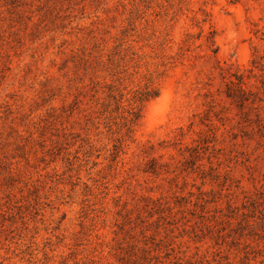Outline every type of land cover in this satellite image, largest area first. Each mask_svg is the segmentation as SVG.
Wrapping results in <instances>:
<instances>
[{"label":"rangeland","instance_id":"obj_1","mask_svg":"<svg viewBox=\"0 0 264 264\" xmlns=\"http://www.w3.org/2000/svg\"><path fill=\"white\" fill-rule=\"evenodd\" d=\"M0 264H264V0H0Z\"/></svg>","mask_w":264,"mask_h":264},{"label":"trees","instance_id":"obj_2","mask_svg":"<svg viewBox=\"0 0 264 264\" xmlns=\"http://www.w3.org/2000/svg\"><path fill=\"white\" fill-rule=\"evenodd\" d=\"M150 95H151V93H146V94H144L142 96H139L138 97V100L141 101V102L144 101V100H147V98ZM227 95L228 96H237L240 99V101H241L242 104H243V101L245 100L244 99V96H243L244 95L243 94V91L238 86H231L230 87V93L228 92ZM139 111H140L139 106L132 107V118L130 120L131 123H134V121H136L140 117Z\"/></svg>","mask_w":264,"mask_h":264}]
</instances>
